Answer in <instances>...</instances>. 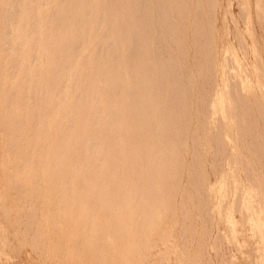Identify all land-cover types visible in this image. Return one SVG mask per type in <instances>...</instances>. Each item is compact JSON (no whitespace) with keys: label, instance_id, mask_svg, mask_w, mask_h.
Returning <instances> with one entry per match:
<instances>
[{"label":"bare ground","instance_id":"1","mask_svg":"<svg viewBox=\"0 0 264 264\" xmlns=\"http://www.w3.org/2000/svg\"><path fill=\"white\" fill-rule=\"evenodd\" d=\"M206 1L214 11L215 6L211 4L214 5V0ZM192 3L193 0H0V175L7 179L5 185L0 186L1 217L18 229L22 240L30 238L29 248L40 256L49 253L57 257L58 264H118L117 259L104 257L111 248L115 249L117 239L121 244L127 242L124 245L129 249L121 264H136L134 256L141 250L155 249V242H150L151 235L162 222L161 211L168 207L171 193L176 190V178L169 174L180 163V148L175 142L178 126L185 117L182 113L178 118L175 115L183 105L180 70L186 71L188 82L196 74L187 68V60L184 62L183 28ZM258 3L255 6L257 18L263 20L262 7ZM196 5L191 29L206 39L213 27L209 18L201 16H204L202 0H196ZM237 5L238 10H243L239 3ZM126 17L128 24H125ZM124 25L128 26V32H122ZM156 31L157 40L161 42L160 48L157 47L158 56L153 54ZM237 31L239 38L241 33ZM240 38L236 41L242 40ZM170 42L178 56L183 57L181 63ZM245 42L239 45L247 51ZM208 43H205L203 54L204 68L216 77L217 69L212 72L209 67L213 64L211 50L215 44ZM123 46L128 50L123 51ZM197 46L202 49L201 45ZM252 50L255 52L254 48ZM225 59L227 57L223 64ZM226 72L230 73L228 68L224 75ZM169 77L172 81L167 83ZM159 79L161 82H157ZM209 79L212 82L214 78ZM228 87H232L230 93L233 95L227 91L232 95L228 97L231 101L240 86ZM238 95L241 101H233L241 102L240 106L248 110L246 114L253 115L248 97ZM254 97L252 102L260 101ZM257 102L255 106L260 105ZM262 106L256 107V113L262 112ZM263 114L258 115L263 117L259 118L260 122L264 121ZM236 116H240L241 121L237 118L238 121L246 126L238 130V121L235 124L240 138L243 133H250L249 125L258 122L256 117L250 122L244 120L245 114L244 119ZM226 122V127L230 128ZM221 130L224 135L232 133L231 128L230 133ZM211 137L213 142L219 140V136L217 139L215 135ZM253 140L258 143L255 137ZM220 148L224 155V144ZM260 153L264 158L262 150ZM240 155L237 153L236 157L240 159ZM229 162L231 169L235 167ZM222 167L221 164L214 166L212 175L223 172ZM13 189L16 190L14 199L21 203L17 210L3 206ZM208 202L206 207L210 206ZM210 215L208 218L212 221ZM61 224L67 228L59 227ZM163 234L161 231L157 235L162 241ZM68 239L73 245L70 251L77 256L75 262L58 258L68 248L60 240ZM14 240H18L17 237ZM91 252H94L93 257L84 258Z\"/></svg>","mask_w":264,"mask_h":264},{"label":"rangeland","instance_id":"2","mask_svg":"<svg viewBox=\"0 0 264 264\" xmlns=\"http://www.w3.org/2000/svg\"><path fill=\"white\" fill-rule=\"evenodd\" d=\"M256 1L258 3L259 0H214V5L213 2H211L212 6H215L213 7L214 11H212L213 9L210 7L211 8V12H210L209 11L210 8L208 7V2L206 0H202L203 2L202 14L204 13V16L203 15L201 16L203 19L209 18L211 22V26L213 27L212 33L209 36L206 35V39L199 37V35L191 29V24L193 22L197 10L196 0H193V3L189 6L190 12H189L188 20L186 22L187 24L183 28V30L185 31L184 44L186 50L184 62L187 60L186 61L188 66L187 68L190 69L193 74L194 73L196 74H194L193 78L189 80L190 82L189 83L186 79L187 77L186 71L180 70L181 71L180 73L183 76V78L180 81L181 89L183 88V93H182L183 97H181V102L183 105L178 109V111L175 112V115L178 118L179 116H182L181 115L182 113L185 114V117L183 118L182 123L178 126L179 132L177 133L178 135L175 136V142L176 145L180 148L181 155L179 156L180 163L178 165L176 164L173 171L169 174V177L176 178V190L173 191L174 193H171L172 196L170 198L169 201L170 203L168 207L166 209H163V211H161L162 222L159 224V226L154 230V232L151 235L150 242H155L156 244L155 249L152 248L151 250L150 249L141 250V252L138 253L137 256L136 255L134 256L136 264H166V263L167 264H179V263L180 264H184V263L185 264L186 263L187 264H198V263L199 264H264V193H263L264 192V177H263L264 158L261 157V153H260L261 150L264 153V148H263L264 121L260 122L262 120L261 118L263 117L262 116L258 117L259 114H263V110H264V16H262L258 12L259 15L263 17L262 18L263 20H261V18L259 19L257 18L259 16H257V11L255 7L257 5ZM260 1H259L260 3L258 4H261L259 7H262L260 9H262L263 12L262 11L261 12L264 15V0H260ZM237 2L239 3V6L243 7V10L241 9L242 11L237 9L238 6ZM210 13H212L213 16ZM238 13L240 14V16ZM243 13H245L244 15L246 17L244 22L241 16V14L243 15ZM175 15L176 14H174V16ZM125 24H128L127 17L125 19ZM235 26L236 28H234ZM124 27L122 32L123 31L128 32L129 31L128 26H126L125 28ZM215 29L217 33L215 32ZM207 30L208 28L206 29V34H207ZM235 30L239 31V32L237 31L238 34L241 33V36L238 35L239 38L241 37L240 39L242 40L245 39L246 42L242 40L236 41L237 39L239 40V38L236 36ZM178 33L180 36L181 32ZM157 34L158 31H156L154 35V45H155V47L153 48L154 56L155 55L158 56L157 47L160 48V44H161V42H158L157 40ZM210 38L212 41H209ZM180 40H182V36ZM206 42L215 44L214 48L212 46L213 50H211L212 51L211 59L213 61V64H211L212 61L210 59L211 65H209V67L210 66L212 67V72L217 69L216 70L217 73L215 72L216 77L215 75H213L214 73L213 74L211 73V70H209L208 72V70L206 71V68H204L205 63H203L204 62L203 54L205 51ZM237 42L238 45L241 42L242 43L245 42L247 45L244 47H246L245 49H247V51H245L243 47H242L243 49H241V46L240 45L238 46ZM197 44L201 45L202 49L201 48L198 49ZM170 45L172 50H174L175 46L173 45L172 42H170ZM253 48L255 52H253L252 50ZM126 49L127 48L123 46V51ZM243 50L245 54L243 53ZM214 51H216L217 53H215ZM174 52L176 53L175 50ZM176 55L178 58V62L181 63L183 61V57L178 56V53H176ZM214 57H216L218 60ZM224 57L225 58L227 57V59H225V63H224L225 65L223 64ZM228 57L230 58L231 61L229 60ZM226 60L228 62H226ZM230 63L231 66L229 67ZM258 64L259 66H256ZM197 65L199 66L200 69H198ZM223 65L225 66V68L223 67ZM227 68H228V72H230L228 73L230 76L227 74V72L224 75V70L227 71ZM212 77L214 79H212V82H210L211 80L209 78ZM204 79L206 81H204ZM215 79L217 81V83L215 82L216 85L214 84ZM170 81H172L171 77L167 79V83H169ZM229 81L231 82V84ZM157 82H161V80L159 79ZM226 83L229 84L230 86H234V88H238L240 86L237 89L238 93L240 94V96L242 95L243 98L244 97L249 98V99L247 98V102L248 100L250 101V103L248 102V104L253 111L251 112L253 113V115H250L249 112L248 114H246V111L248 110L247 109L244 110L245 108L240 106L241 102L239 101H241L242 98L241 97H240L241 99L239 98L238 93H236L238 98L235 95L236 97L233 96L230 101L229 98L233 95L232 93H230V88L232 89V87L229 88L228 87L229 85H227ZM157 85L160 86V83ZM213 86L214 87L217 86V88L216 87L214 88ZM161 88L162 87H159V89ZM195 89H196V94H194ZM227 91L232 95H230ZM158 92L161 93L160 90ZM252 97H254V99H257L256 97H258V100H260L259 101L260 105L258 104L257 106L258 107L260 106L261 108V105H263L262 112L256 113L257 106H255V104L257 100L256 102L253 100L254 102L253 103ZM233 99L239 100L238 103H236L237 102L236 100L233 101ZM167 100H169L170 102L169 98H167ZM232 101L234 105L231 104ZM230 104L234 106L235 109L234 107L230 106ZM235 104L236 105L238 104V106H240L241 108H239L238 106L237 108ZM250 104H252V106ZM226 108L227 109L229 108L231 110L227 111ZM232 108L235 111L236 109L239 110H237V112H233L234 110H232ZM241 109L242 111H240ZM161 110L163 111L164 107ZM207 110L209 112V113L207 112L208 114L205 113ZM233 113H235L236 115H241L242 116L241 118L243 119L245 117L244 116L245 114L246 118L244 120L249 119L250 122L254 119L253 117H256L258 120L257 124L259 125L257 126V124L256 125L251 124L250 126L248 124L249 125L248 129L250 130V133L248 135L243 133L240 138L238 130L241 127L245 128L246 126L245 124L244 126H242L243 123H240L241 121L240 116H236ZM228 114L231 115L229 116ZM226 116L227 118H225ZM231 116H233L234 118L236 117V119H234ZM237 118H239L240 121H238ZM220 119H222V121L224 120L223 123L225 125V129ZM226 121L228 122V124H230L232 133H230L231 130L229 131L230 128L228 127L229 128L228 129L226 127L227 125L225 124ZM219 122L221 125L218 124ZM235 124L236 125L239 124L238 130L236 129L237 127ZM233 125L235 126L233 127ZM231 126L233 127V129ZM155 127L156 125H154V129ZM216 127H219L220 130ZM256 127L257 129H255ZM221 128H223L224 131H227L228 129L229 132L228 131L227 132L230 133V135H228L227 132H225V134L227 135H224V132L222 133ZM203 129L206 130L207 132L204 131ZM218 131L222 136L219 135V133L217 134ZM209 133L213 137L215 135V139H217V137L219 136L218 137L219 140L217 139L216 140L217 142H213L214 138L212 139ZM234 133L235 135H237V137L239 135V137L238 138L235 137ZM254 137L255 140L258 142L257 144L253 140ZM258 137L260 139L262 137V141ZM222 138L224 140H222L221 143L220 140ZM238 141H240V143ZM214 143L218 145H215ZM222 144H224L225 147L224 155L221 152V148H220ZM239 144H242L243 146L242 145L240 146ZM204 146H206V148ZM211 146L213 149L211 148ZM260 146H262V149ZM242 147L244 149H242ZM237 149L239 150V152ZM216 153L219 155H217ZM237 153L238 156L241 154L240 159L238 156L236 157ZM229 154L231 155L234 154L232 155V157L235 156L234 158L236 159V161L235 160L234 161L236 163L237 160H239L238 164L233 163L234 162L233 158ZM196 157H198V160L196 159ZM244 157L246 158V160L244 159ZM225 159L228 162L231 161V165L234 164L235 167H232L231 169L230 162L228 163L227 161H225ZM221 161H223L224 163ZM211 163L213 166H211ZM217 164L218 165L221 164L223 166L222 168L224 173L221 172L217 175H212L213 167L218 166ZM198 165L200 168H198ZM233 168H235L236 170L235 169L233 170ZM232 170L233 172L236 173V174L234 173L235 177H233L234 176L232 175L233 173L231 174ZM242 171L244 172V174ZM227 175L229 176V178L227 177ZM230 176L235 178V181L234 179L232 180V177ZM261 177L263 179H261ZM228 179L230 181H228ZM6 181H7L6 177L0 175V186L5 185ZM256 181H258L260 184ZM201 184L203 185V188L200 189V187L198 188V186ZM197 189L198 191H196ZM195 191L197 193H195ZM206 192H207L206 195L207 199L205 197ZM15 194H16V190L14 189L9 192V195L6 197V200L4 201L3 204L4 207L11 208L13 210H17L18 208L21 207V203L19 204L13 197ZM207 200L209 201L208 202L209 204L207 203V205H210L209 207L211 209L209 207H206ZM1 206L2 204L0 203V207ZM209 215L212 221L209 220L208 218ZM1 216H3V214L0 208V264H58L57 257L50 256L49 253L47 254V256H40L39 253L34 252L31 248H29L30 246L28 243L30 238H26L22 240L21 237H19L20 234L17 232L18 229H16L15 226L9 224L5 219H2L3 217ZM2 220H4L6 223H4V221ZM209 221H211L212 223H210ZM54 224H58V223L55 222ZM210 225L212 227H210ZM59 227L67 228L65 224H61L59 225ZM23 228H24L23 226H20V229ZM106 230H107L106 235L108 236L110 233L109 228H107ZM161 231L164 232L163 239L164 238L165 239L163 241L160 240L159 237H157V235ZM181 233L183 234V236ZM16 237L18 240H14L16 239ZM183 237L184 239H182ZM216 238L218 240H216ZM60 241H62L63 242L62 244L68 248H65L67 252L60 253L58 258L63 261L65 259L68 260L69 262L71 261L75 262L77 256L73 251H70V249L73 248L72 247L73 245L69 244L70 239H68L67 241H63V240ZM53 242H58V241L53 240ZM126 243L127 242L121 244L120 240L118 241L116 239L114 244L115 249L111 248V252L109 254H105L104 257L106 259L115 258L117 259L118 264H121L124 258L128 256L127 250L129 249L126 247V245H124ZM213 249L214 250L218 249V250L214 251ZM93 255L94 252H91V254L84 255V258L93 257ZM163 256L165 257L162 258ZM161 258L163 259L162 263H161L162 260ZM166 260L168 262H166Z\"/></svg>","mask_w":264,"mask_h":264}]
</instances>
